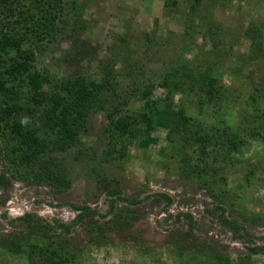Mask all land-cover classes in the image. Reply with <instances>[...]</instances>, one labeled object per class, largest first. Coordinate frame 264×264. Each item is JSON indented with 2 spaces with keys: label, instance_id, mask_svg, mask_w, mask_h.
Segmentation results:
<instances>
[{
  "label": "trees",
  "instance_id": "obj_1",
  "mask_svg": "<svg viewBox=\"0 0 264 264\" xmlns=\"http://www.w3.org/2000/svg\"><path fill=\"white\" fill-rule=\"evenodd\" d=\"M233 1L166 0L164 7L171 11L167 14L184 13L178 16L182 34L160 40L145 32L139 41L140 33L124 24L115 43L106 46L108 58L98 60L102 45L79 36L86 30L85 0H0V189L14 180L60 195L71 187L62 156L73 150L72 162L85 163L84 157L111 164L114 156L124 158L125 141L131 139L142 150L162 145L156 159L161 170L195 181L211 200L214 209L207 206L204 217L236 240L249 236L245 225L257 224L262 216L244 214L234 198L258 174L264 177V158L254 161L244 154L253 143L264 152V20L251 18L237 30ZM253 1L238 3L254 6ZM198 33L208 49L188 58L187 53L197 49ZM244 43L246 51L238 53ZM60 44L69 48L60 60L67 71L59 78L44 61ZM141 48L144 57L137 61ZM145 62L167 67L157 82L144 69ZM226 76L228 84L223 82ZM157 90L164 95L155 99ZM132 101L140 104L135 116L126 111ZM97 114L106 121L109 139L99 159L95 149H85L81 142ZM161 132L162 139L157 135ZM237 175L240 180L233 190L231 180ZM100 184L106 189V215L72 205L74 221H55L53 226L29 213L15 220L3 215L8 225L20 223L23 230L0 234V256L20 257L26 264H80L91 247L114 246L111 235H127L130 247L142 256L151 254L152 248L138 245L134 236L140 232L132 228L144 202L154 199L167 211L172 198L166 193L123 197L117 180L102 177ZM170 218L174 226L185 220L188 229V234L173 233L172 253L182 258L190 251L203 259L199 264H209L210 259L202 257L207 250L188 237L201 225L189 213ZM78 225L84 240L73 232ZM263 251L249 248L248 257ZM212 255L217 258L212 264H230V259Z\"/></svg>",
  "mask_w": 264,
  "mask_h": 264
},
{
  "label": "rangeland",
  "instance_id": "obj_2",
  "mask_svg": "<svg viewBox=\"0 0 264 264\" xmlns=\"http://www.w3.org/2000/svg\"><path fill=\"white\" fill-rule=\"evenodd\" d=\"M85 1L87 5L82 18L86 23V30L79 36L81 39L102 45L101 52L97 57L98 60L108 58V54L104 52L106 46L115 43V38L123 32L124 24H128L134 31L140 33L139 41H143L142 35L145 32H149L153 38L158 37L160 40L166 36L168 37L171 33L182 34L183 32V28L178 22V16L184 13H179L176 16L167 14L166 12L170 13L171 11L164 7L166 0ZM233 2L234 7L231 8V12L235 14L232 15L234 17L232 23L237 30L245 26L251 18L260 16L264 20V0H254V6L238 3V0ZM235 5L239 9L236 12ZM239 6H241V10ZM117 7L120 9L117 10ZM219 15V18L222 17L221 14ZM222 18L225 22L226 18ZM195 38L197 49H191L187 53L188 58L194 57L198 49H208V45L202 40L200 33ZM172 40H174L173 37ZM242 46L238 53L242 54L246 51L247 43L242 44ZM68 48L67 44L53 46L46 61H44L46 68L59 78L67 71L66 65L60 63V60ZM149 55L152 57L155 53L152 52ZM143 57L144 53L141 48L135 54V58L139 61ZM142 65H144L147 72L153 75L154 82L159 80L167 68L163 64L149 62ZM229 81L228 76L223 78L225 84H228ZM161 93L164 95V92L157 90L152 97L155 99L161 97ZM179 100L180 96H176L175 101L179 102ZM139 107V103L132 101L127 106V115L135 116ZM262 107L264 108V101ZM105 122L102 115H93L90 118L88 133L81 137L84 148L92 147L95 149L98 159L107 147L109 140L106 139L104 134ZM157 135L160 139L164 137L163 132L157 133ZM121 146L122 142L119 144V147ZM161 147L162 145H157L142 150L137 147L134 140L127 139L123 147L124 158L118 159L117 156H114L116 158L113 159L114 161L111 164H100L97 160L90 161L84 157L81 159L86 161L85 163L72 162L70 157H72L73 150H71L67 155L62 156L63 165L69 170L71 187L69 191L60 195L46 187L37 188L10 180L11 184L7 189H0V204L2 200H6L3 205H0V234L7 235L12 231L23 230L20 223L10 226L7 224L6 219L15 220L28 213L40 217L52 226L55 221L69 225L77 215V212L70 207L72 205L75 207L87 206L96 209L100 215H105L107 209L103 204V200L106 189L100 187V180L104 177L107 180L114 179L118 181L123 197L143 199L149 192L162 191L170 195L173 205L165 212L161 210L163 203L151 199L144 202L140 207V219L132 229L140 232L134 236L138 245L152 248L151 254L142 256L139 251L130 247L127 235L126 237L111 235L114 246L91 247L89 251L87 250L82 255L80 264H199L203 259L190 251L185 252L182 258H178L177 255L172 253L170 240H173V233L188 234L187 225L183 230L179 229L181 224L177 227L171 226L170 231L164 232L170 226V217L183 212L193 213L195 219L202 218L199 221L202 225L197 231L190 233L191 235H188V237H190L191 242L198 244L202 250H207V253L203 254L202 257L209 258V264L217 261L216 257H212L214 253L222 255L224 259H230V264H264V251L259 255L248 257L247 250L255 247L264 250L262 243L258 241V239H264V177L258 174L251 180L250 185L239 190H237L238 181L240 180L239 175L231 180V188L237 190L234 200L237 202L238 207H241L242 212L262 216L261 220L258 219L257 224L245 225L249 236L244 237L242 240H236L233 238L232 233L203 217L204 210L207 206H210L211 200L203 189L198 188L195 181H183L175 174L161 170L160 165L162 163L156 162ZM244 154L246 158H252L254 161L264 158L263 148L258 143H253L248 150H245ZM91 156L94 157V155H89V157ZM96 172L98 173L97 176ZM109 187H114V185H109ZM141 193L144 195L138 196ZM3 215L6 219L3 218ZM160 215L164 216L160 218ZM184 224H186L185 220ZM73 232L79 233L80 238L84 240L85 237L80 225L75 226ZM0 264L26 263L20 257L0 256Z\"/></svg>",
  "mask_w": 264,
  "mask_h": 264
},
{
  "label": "flooded vegetation",
  "instance_id": "obj_3",
  "mask_svg": "<svg viewBox=\"0 0 264 264\" xmlns=\"http://www.w3.org/2000/svg\"><path fill=\"white\" fill-rule=\"evenodd\" d=\"M163 193H165V192H163ZM167 195H168V193H167ZM170 196V195H169ZM103 202H104V200H103ZM163 206H164V204H162ZM162 208V207H161ZM166 212V211H165ZM106 215V214H105ZM174 216H176V215H172V217H174ZM204 216V215H203ZM194 219V218H193ZM200 219H202V218H200ZM172 221V220H171ZM199 221L200 220H198L197 221V225H202V224H200L199 223ZM181 225V228L179 227V229H184V227H186L185 225H187V223L186 224H184V220H181V223H180ZM170 226H169V228L168 227H166V228H168V229H166L164 232L166 233V232H168V231H170V229H172V227L174 226V225H171V224H169ZM172 226V227H171ZM178 225H175L174 227H177ZM187 228V227H186ZM258 241H260L261 243H262V247L264 248V239H258ZM249 249V248H248ZM247 249V250H248Z\"/></svg>",
  "mask_w": 264,
  "mask_h": 264
},
{
  "label": "built area",
  "instance_id": "obj_4",
  "mask_svg": "<svg viewBox=\"0 0 264 264\" xmlns=\"http://www.w3.org/2000/svg\"><path fill=\"white\" fill-rule=\"evenodd\" d=\"M210 208H212V206H210ZM183 213H184V212H183ZM189 214L194 218V214H193V213L190 212ZM163 216H164V215H160L159 217L162 218ZM203 217H204V216H203ZM204 218L207 219V220H209L210 222H212L211 219H209V218H207V217H204ZM194 220L197 222L198 220H200V217H199V219H195V218H194ZM171 223H172V221H170V224H171ZM212 223H214L215 225H218L215 221H213Z\"/></svg>",
  "mask_w": 264,
  "mask_h": 264
},
{
  "label": "water",
  "instance_id": "obj_5",
  "mask_svg": "<svg viewBox=\"0 0 264 264\" xmlns=\"http://www.w3.org/2000/svg\"><path fill=\"white\" fill-rule=\"evenodd\" d=\"M156 193H163L162 191H152L147 193L146 195L156 194Z\"/></svg>",
  "mask_w": 264,
  "mask_h": 264
},
{
  "label": "clouds",
  "instance_id": "obj_6",
  "mask_svg": "<svg viewBox=\"0 0 264 264\" xmlns=\"http://www.w3.org/2000/svg\"><path fill=\"white\" fill-rule=\"evenodd\" d=\"M104 204V203H103ZM105 208L107 209L106 205L104 204ZM107 213V212H106Z\"/></svg>",
  "mask_w": 264,
  "mask_h": 264
}]
</instances>
